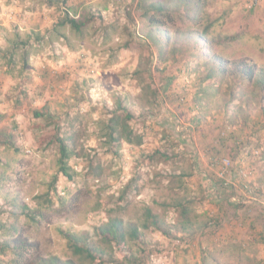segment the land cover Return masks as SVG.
Wrapping results in <instances>:
<instances>
[{"label":"rangeland","instance_id":"374dc122","mask_svg":"<svg viewBox=\"0 0 264 264\" xmlns=\"http://www.w3.org/2000/svg\"><path fill=\"white\" fill-rule=\"evenodd\" d=\"M166 1L0 0V242L32 245L23 264H101L67 232L125 264H264V102L230 69L264 71V0H184L187 14L157 17L161 50L145 12ZM116 114H131V143L108 135ZM147 209L164 231L143 229ZM112 219L141 231L124 252L96 233Z\"/></svg>","mask_w":264,"mask_h":264},{"label":"trees","instance_id":"16d2710c","mask_svg":"<svg viewBox=\"0 0 264 264\" xmlns=\"http://www.w3.org/2000/svg\"><path fill=\"white\" fill-rule=\"evenodd\" d=\"M167 0L164 3L158 4H151L150 11L145 12L147 17L150 16V12H152L151 16L148 18L150 25L152 26V36L154 37L155 45L159 46L162 50L163 45V35L165 30L163 29L164 25L162 22L157 18L159 16L169 18L170 15H177V14H187L189 10L185 5L187 2L184 0H178L176 3L173 1L169 2ZM69 25L73 31L80 32L81 29L84 27L83 23L78 22L76 19L67 18L61 26ZM207 31V30H206ZM205 32V31H204ZM173 33V31L171 32ZM64 38V35H61ZM19 36L16 37L18 39ZM34 40L37 41L39 44H43L44 39L41 37H34ZM190 41V39H189ZM202 38H196L195 44L199 45L201 49L206 48L208 43H205ZM175 43V42H172ZM203 51V50H202ZM204 53V52H203ZM0 54L4 55V51L0 50ZM14 55H11L10 59H13ZM23 67L26 69L29 64L28 54H23ZM211 66L212 69L209 71V77L215 76V71L221 75L224 74L227 70L224 67H229L228 62L223 60L220 57H211ZM240 63H233L231 64V71L234 75L238 77L243 82L247 83H256V87L262 101L264 102V71L259 70L255 65L246 63L245 60L239 61ZM13 64L12 62H10ZM216 69V70H215ZM229 69V68H227ZM264 110V109H263ZM42 115L37 114V117H41ZM131 114L125 118L120 117L119 115H114V117L110 120V125H108L109 133L108 135L111 137L112 140L120 142L122 140H126L127 142L131 143L132 138L134 136V131L130 128L129 122L131 121ZM60 143V150H61V158L59 159V169L60 172L66 176L71 178L69 174L70 168L67 167V160L69 159L70 155L67 152L68 148L64 141L58 136V133H54L52 137ZM222 185V189H223ZM230 188V186H229ZM235 206L234 204H232ZM236 206L241 207V205L236 204ZM180 209V210H179ZM179 214L182 219L188 221V209L186 206H182L179 204ZM221 219H219L218 223H220ZM219 225V224H218ZM143 229L148 230L150 228H154L158 231H164L163 223L161 222L158 216L153 215L152 210L147 209L146 213V220L143 224ZM261 228L264 229V223H261ZM262 231V230H261ZM263 232V231H262ZM96 233L100 237L108 238L105 242L113 243L117 249L121 252L125 251V247L128 244L126 238L130 237L132 239H138L141 236V231L138 226L134 224L126 225L123 220L120 219H112L103 227L97 228ZM65 238L68 242V247L72 250L75 255L84 256L91 261H99L101 264L108 262L111 264H125L124 262H119L115 260L111 255H105L103 251H99L96 246L91 244L90 240L76 234H72L67 232L64 234ZM0 250L4 253L6 250H11L12 254L14 255L16 264H23L25 260V256L28 254L32 245H28V242L24 241L21 237L15 238L13 240H8L6 242H0ZM125 260H130L129 255L126 253ZM131 260H134L131 256ZM29 262V261H28ZM27 264V263H26ZM31 264H73L70 261H62L60 258L51 257L49 259H38L35 262L31 261Z\"/></svg>","mask_w":264,"mask_h":264},{"label":"crops","instance_id":"0c3cea01","mask_svg":"<svg viewBox=\"0 0 264 264\" xmlns=\"http://www.w3.org/2000/svg\"><path fill=\"white\" fill-rule=\"evenodd\" d=\"M258 193H259V191H258Z\"/></svg>","mask_w":264,"mask_h":264}]
</instances>
